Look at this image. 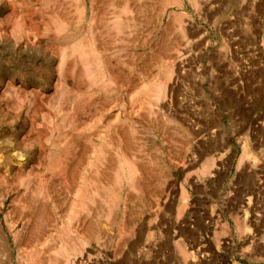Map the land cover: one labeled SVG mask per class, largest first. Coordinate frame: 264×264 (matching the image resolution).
<instances>
[{"label": "rangeland", "instance_id": "rangeland-1", "mask_svg": "<svg viewBox=\"0 0 264 264\" xmlns=\"http://www.w3.org/2000/svg\"><path fill=\"white\" fill-rule=\"evenodd\" d=\"M262 206L264 0H0V264H264Z\"/></svg>", "mask_w": 264, "mask_h": 264}, {"label": "bare ground", "instance_id": "bare-ground-1", "mask_svg": "<svg viewBox=\"0 0 264 264\" xmlns=\"http://www.w3.org/2000/svg\"><path fill=\"white\" fill-rule=\"evenodd\" d=\"M80 52H81V55H80V56H84L85 58L87 57V55L85 54V52H84L83 49H81ZM243 156H244V155H243ZM244 158H245V156H244ZM246 159H247V158H246ZM251 164H252V163H251ZM255 166H256V164H255ZM128 171H129V170H128ZM130 172H131V171H130ZM135 172H136V171H135ZM129 175H130V174H129ZM131 175H132V174H131ZM134 175H135V174H134ZM262 207H264V206H262ZM254 208H255V207H254ZM258 208H259V207H258ZM252 216H253V215H252ZM259 218H260V217L257 216V215L253 217V219L256 220V223H257V220H259ZM260 219H261V218H260ZM259 221H260V220H259ZM259 221H258V222H259ZM0 229H1V227H0ZM255 235H257V234H255ZM259 235H260V234H259ZM263 241H264V240H263ZM181 252H182V251H181ZM181 252H180V253H181ZM183 253H184V251H183Z\"/></svg>", "mask_w": 264, "mask_h": 264}]
</instances>
